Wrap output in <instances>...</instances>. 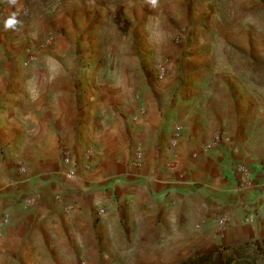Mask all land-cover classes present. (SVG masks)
<instances>
[{
    "label": "crops",
    "instance_id": "crops-1",
    "mask_svg": "<svg viewBox=\"0 0 264 264\" xmlns=\"http://www.w3.org/2000/svg\"><path fill=\"white\" fill-rule=\"evenodd\" d=\"M152 1L0 0V264H174L264 241V69L197 58L228 44L202 36L216 0H155L125 23ZM124 41L134 75L171 57L169 76L126 84L102 48Z\"/></svg>",
    "mask_w": 264,
    "mask_h": 264
},
{
    "label": "rangeland",
    "instance_id": "rangeland-1",
    "mask_svg": "<svg viewBox=\"0 0 264 264\" xmlns=\"http://www.w3.org/2000/svg\"><path fill=\"white\" fill-rule=\"evenodd\" d=\"M218 1L217 6H213V11L210 13H206L204 16V25L206 26L207 30L202 36H212L214 37L215 41H220L216 37H222L226 43L225 50L224 49H208L205 48V45L203 47L201 45H197V50L199 51L197 53L198 57L201 60L204 57H208V53L212 52L214 54L219 51V59L216 60L217 66L221 67L223 63L228 64L229 66L243 68V69H252V70H260L264 69V13L260 11H248L247 9H252L251 7L255 6V0H216ZM231 1V2H230ZM234 1V3H232ZM153 2V3H152ZM151 4H149V9L147 7L148 11H141L139 14L136 9H131L128 13H126L125 23L128 22L130 19L131 21L138 22V21H144L143 19H140L139 16L144 15L146 21H148V13L153 11V9L158 8V5L156 4L157 1L153 0ZM249 6H246L247 4ZM227 5V9H224ZM154 7V8H153ZM153 8V9H151ZM112 14V12H109ZM181 12H178L180 14ZM183 19L184 20H191L192 18V12L190 10L183 12ZM181 14V16H182ZM150 16H153L151 14ZM201 15H196L197 23H200ZM180 33L176 35L174 38V54L172 55V58L174 56L179 55L178 57L182 59L184 54L188 52L189 46L192 43V38L194 37V34H191L189 36V43L187 42L185 45H183L182 39L180 38ZM222 41V40H221ZM192 46V45H191ZM222 45L220 44L221 48ZM102 48H105L106 50V57L108 58V64L111 65L114 63L115 65H123L126 67V71L132 72L131 75L125 76V82L128 84H132L133 86L136 81H140L142 78L144 79V83L152 84V82L156 80H160L157 77V71L161 64L165 63L168 66V74L166 78L169 76L170 71V61L171 58H158L156 60L151 61L149 64V75L140 77L137 75H134L133 70H135L134 62H132V57L134 53H130L131 45L124 41L119 43L118 45H113L112 43H108L107 45H104ZM177 49H183V51H178ZM192 50V48H191ZM196 50V51H197ZM115 51H118V55H111L114 54ZM212 54V55H213ZM182 55V56H181ZM150 56V55H149ZM117 57H119L117 59ZM166 57V56H165ZM116 59V60H115ZM183 60V59H182ZM183 62V61H182ZM182 64V65H180ZM178 64V61L175 63L174 68H176L179 71H182V66L185 68L187 65V62ZM95 66V64H94ZM200 67V66H198ZM175 69V70H176ZM184 74H179V76H174L175 80L183 79ZM115 78V77H114ZM165 78V79H166ZM179 83H184V81H179ZM260 246L264 247V241L258 242ZM260 248H258L257 245H254L251 247L250 252L255 253L258 252ZM255 251V252H254ZM230 251H226V253H229ZM258 254V260L257 264H264V258Z\"/></svg>",
    "mask_w": 264,
    "mask_h": 264
},
{
    "label": "trees",
    "instance_id": "trees-1",
    "mask_svg": "<svg viewBox=\"0 0 264 264\" xmlns=\"http://www.w3.org/2000/svg\"><path fill=\"white\" fill-rule=\"evenodd\" d=\"M257 245L260 250L251 253V247ZM226 251H230L226 253ZM264 258V247L258 242L247 243L238 248L222 247L199 253L174 264H257L258 254Z\"/></svg>",
    "mask_w": 264,
    "mask_h": 264
},
{
    "label": "built area",
    "instance_id": "built-area-1",
    "mask_svg": "<svg viewBox=\"0 0 264 264\" xmlns=\"http://www.w3.org/2000/svg\"><path fill=\"white\" fill-rule=\"evenodd\" d=\"M157 73V77L160 80H163L166 78L167 74H168V66L167 64L163 63L160 65V67L158 68ZM221 138V137H220ZM219 142V138L216 139L215 144H217ZM174 146V144H173ZM211 146H209L208 148H210ZM142 156V155H140ZM65 164L66 166L69 168V175H75L76 171L74 170V168L72 167V163L70 160L66 159L65 160ZM235 174L239 179V182L242 186H250L252 184V172L250 171V169L245 166V165H237L236 169H235ZM19 203H25L26 205L30 206L34 203V197L30 196L29 198H24V199H19L18 200ZM104 210H100V213H103ZM227 222L226 218H222L219 221V224L221 226L225 225Z\"/></svg>",
    "mask_w": 264,
    "mask_h": 264
},
{
    "label": "clouds",
    "instance_id": "clouds-1",
    "mask_svg": "<svg viewBox=\"0 0 264 264\" xmlns=\"http://www.w3.org/2000/svg\"><path fill=\"white\" fill-rule=\"evenodd\" d=\"M12 3H15V0H11ZM18 23L17 19H16V15L15 13L12 14V16H10L6 22H5V27L6 28H13L16 24Z\"/></svg>",
    "mask_w": 264,
    "mask_h": 264
}]
</instances>
